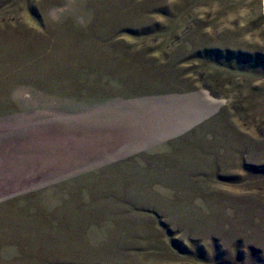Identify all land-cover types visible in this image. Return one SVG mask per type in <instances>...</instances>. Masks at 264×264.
Returning a JSON list of instances; mask_svg holds the SVG:
<instances>
[{
  "label": "rangeland",
  "instance_id": "1",
  "mask_svg": "<svg viewBox=\"0 0 264 264\" xmlns=\"http://www.w3.org/2000/svg\"><path fill=\"white\" fill-rule=\"evenodd\" d=\"M0 264H264V0H0Z\"/></svg>",
  "mask_w": 264,
  "mask_h": 264
},
{
  "label": "crops",
  "instance_id": "2",
  "mask_svg": "<svg viewBox=\"0 0 264 264\" xmlns=\"http://www.w3.org/2000/svg\"><path fill=\"white\" fill-rule=\"evenodd\" d=\"M148 131H150V132H148V134L146 135V136H144V138L146 139V140H148V139H150V138H154V139H157V137L159 138V136L161 135L160 134V132H155L154 131V129H153V131L152 130H148ZM155 132V133H154ZM145 140V141H146ZM141 145V144H140ZM134 146H139V144L137 145V144H135Z\"/></svg>",
  "mask_w": 264,
  "mask_h": 264
}]
</instances>
